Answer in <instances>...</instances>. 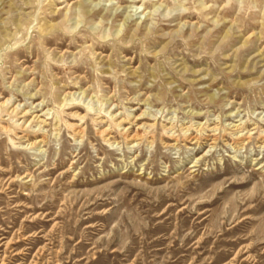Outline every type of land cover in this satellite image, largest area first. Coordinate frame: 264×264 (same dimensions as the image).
I'll return each instance as SVG.
<instances>
[{
    "label": "rangeland",
    "instance_id": "1",
    "mask_svg": "<svg viewBox=\"0 0 264 264\" xmlns=\"http://www.w3.org/2000/svg\"><path fill=\"white\" fill-rule=\"evenodd\" d=\"M131 1L0 0V264H264V0Z\"/></svg>",
    "mask_w": 264,
    "mask_h": 264
},
{
    "label": "bare ground",
    "instance_id": "2",
    "mask_svg": "<svg viewBox=\"0 0 264 264\" xmlns=\"http://www.w3.org/2000/svg\"><path fill=\"white\" fill-rule=\"evenodd\" d=\"M131 4H132V6H135L136 4H138V2L136 1V0H132L131 1ZM162 7V4H157V3H154V10L152 11V13H155V12H157V11H159L160 10V8ZM182 7H185V5H182ZM139 8V7H138ZM140 9V8H139ZM173 10H175V9H171V8H167V10L165 9V8H163V15L164 16H169L170 14H171V12L173 11ZM181 10H183V9H181ZM179 11V14H178V16H175V18H173V20H175V19H177V18H179V16H183V12L182 11ZM139 11V10H138ZM176 12H178V11H176ZM79 13L81 14V15H83V16H88L89 15V13H90V10H88V8H86V6H85V4L84 3H82L81 5H80V8H79ZM152 13H150V15H154V14H152ZM129 16H126V18L124 19L125 20V22L126 21H128L129 20ZM152 24V23H151ZM79 22L78 21H75L74 22V24L72 25V26H70L69 28L71 29V32H73V30L75 29V28H77V27H79ZM186 24H180V26H179V29H183V27L185 26ZM59 27V25L58 24H52V25H50V29L48 30V32H50V31H52L53 29H56V28H58ZM121 32V27H120V29L119 30H117V32H116V36H117V34H119ZM227 33H228V31H227ZM111 34H106V37H108V36H110ZM4 103H7V104H9V100H6ZM6 104V105H7ZM19 106H16L15 108H13L12 109V111H11V114L12 113H15V116H17L18 115V113H20V112H18V110H19V108H18ZM8 110V109H7ZM33 112V111H32ZM24 114H22L20 117H25V116H27V114H28V112L27 111H25V112H23ZM29 115V114H28ZM38 115H36V117H37ZM140 117V116H139ZM39 119H40V117H39ZM38 119V120H39ZM31 121H34V119H32ZM45 122V120H40V123H44ZM203 123V122H202ZM234 127H235V132H234V139H232L233 140V143L232 144H234V147H236V146H238L239 147V145H242V146H245L246 144H247V140L248 139H250V135H247V133L246 134H240L239 133V130H240V127H239V125H234ZM9 128V127H8ZM4 129V128H3ZM124 129H126V128H124ZM216 129H218L217 128V126L216 127H214L213 126V128H212V130H216ZM25 130V129H24ZM110 131V130H109ZM199 131V130H198ZM206 131V130H205ZM217 131V130H216ZM249 131V130H248ZM79 133H82L83 132V130L82 129H80L79 131H78ZM124 132H127V130H125ZM42 134V133H41ZM43 135V134H42ZM129 136V134L127 133V136L126 137H128ZM137 136V135H136ZM225 136V135H224ZM45 138H46V135H44L42 138H38V139H36L34 142H32V143H29V145L31 144V146H35V145H37V144H40L41 142H44L45 141ZM188 138H190V142H193V143H197V144H199V145H201V139L203 138L202 136H198V135H193V134H191ZM223 138V137H222ZM128 139H136V137H135V134H133L132 136H130ZM205 139H207V140H209L210 141V144L212 145V146H215L216 144H217V142H218V140H219V136L218 135H216V134H209V137H205ZM133 141V140H132ZM131 142V141H130ZM205 144V143H204Z\"/></svg>",
    "mask_w": 264,
    "mask_h": 264
}]
</instances>
